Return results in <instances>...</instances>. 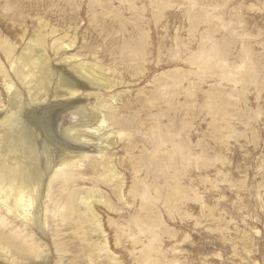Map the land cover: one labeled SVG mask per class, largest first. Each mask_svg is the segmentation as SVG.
I'll return each mask as SVG.
<instances>
[{"label":"rangeland","instance_id":"1","mask_svg":"<svg viewBox=\"0 0 264 264\" xmlns=\"http://www.w3.org/2000/svg\"><path fill=\"white\" fill-rule=\"evenodd\" d=\"M0 166V264H264V0H0Z\"/></svg>","mask_w":264,"mask_h":264},{"label":"bare ground","instance_id":"2","mask_svg":"<svg viewBox=\"0 0 264 264\" xmlns=\"http://www.w3.org/2000/svg\"><path fill=\"white\" fill-rule=\"evenodd\" d=\"M17 71V70H15ZM42 73V71H41ZM0 177H3V179H6L8 182L16 181L18 183V186L23 190L25 189L28 184L25 180V178L17 171H13L10 169H5L4 167L0 166ZM24 191V190H23ZM24 196L21 194L20 197L18 198L19 201H23ZM25 206L29 207V203L25 204ZM26 210V209H25Z\"/></svg>","mask_w":264,"mask_h":264}]
</instances>
